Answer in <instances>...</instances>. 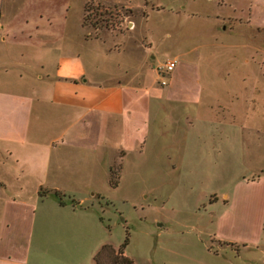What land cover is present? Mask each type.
Segmentation results:
<instances>
[{"label":"rangeland","instance_id":"rangeland-1","mask_svg":"<svg viewBox=\"0 0 264 264\" xmlns=\"http://www.w3.org/2000/svg\"><path fill=\"white\" fill-rule=\"evenodd\" d=\"M33 2L54 16L57 31L72 38L82 30L81 20L84 34L116 51L101 59L106 70L127 66L152 92L159 91L164 86L156 66L171 54L188 51L200 60L205 90L194 112L203 118L195 127L203 135L202 144L191 141L182 148V111L171 114L157 104L150 132L179 130L172 153L169 139L162 136L139 158L128 155L117 188L106 190L108 201L81 204L89 206L87 215L78 211L70 217L52 198L36 201L29 264H93L90 250L96 241L116 248L125 239L124 253L134 264H264V244L243 247L218 240L212 232L213 216L223 211V196L229 201L233 192L239 198L223 217L231 218L234 226L223 229L225 235L244 239L250 227L261 223L262 214L264 227V183H256L258 170L264 171V0L13 4L22 8ZM218 16L227 18L219 21ZM102 47L94 43L87 48L98 55ZM143 59L152 63L146 71ZM116 169L114 164L112 182ZM95 214L101 216L99 225Z\"/></svg>","mask_w":264,"mask_h":264},{"label":"crops","instance_id":"crops-1","mask_svg":"<svg viewBox=\"0 0 264 264\" xmlns=\"http://www.w3.org/2000/svg\"><path fill=\"white\" fill-rule=\"evenodd\" d=\"M13 1L0 0V264H29L37 202L52 198L70 217L78 211L87 215L89 206L107 200L110 171L117 164L121 172L128 155L139 158L162 136L169 139L172 153L179 130L182 148L191 141L202 144L203 135L195 127L203 118L194 112L203 103L205 89L200 60L188 51L166 58L175 60V66L164 88L152 92L129 67L112 71L100 64L116 51L104 40L84 34L81 20L82 30L71 38L56 30L59 24L43 4L21 8ZM94 43L103 45L98 55L88 52ZM142 65L146 71L152 63L143 59ZM157 104L171 114L182 111V129L176 134L150 132ZM258 172L256 183H264V171ZM118 179L111 188H117ZM55 191L62 194V204ZM223 197V211L212 215L216 239L243 247L264 244L263 214L244 239L225 235L223 229L234 221L223 214L239 194L233 192L229 201ZM84 202L89 206L83 207ZM94 217L99 225L101 216ZM102 244L98 240L90 250L93 264Z\"/></svg>","mask_w":264,"mask_h":264},{"label":"trees","instance_id":"trees-1","mask_svg":"<svg viewBox=\"0 0 264 264\" xmlns=\"http://www.w3.org/2000/svg\"><path fill=\"white\" fill-rule=\"evenodd\" d=\"M112 169L110 171V177H111ZM116 171L118 177V165ZM116 182H117V178L113 182L109 180L111 187H114L116 185ZM54 194L57 197L58 202L62 204L63 203L61 201L62 194H60L57 191H55ZM125 244H126V239L116 248H113L109 244H102L93 255L94 263L95 264H134L132 260L124 253Z\"/></svg>","mask_w":264,"mask_h":264},{"label":"built area","instance_id":"built-area-1","mask_svg":"<svg viewBox=\"0 0 264 264\" xmlns=\"http://www.w3.org/2000/svg\"><path fill=\"white\" fill-rule=\"evenodd\" d=\"M175 60H166L160 66L157 67V72L159 74V83L163 85L165 83V76L172 70L175 66ZM167 77V76H166Z\"/></svg>","mask_w":264,"mask_h":264}]
</instances>
